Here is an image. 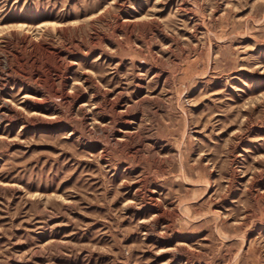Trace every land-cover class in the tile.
Masks as SVG:
<instances>
[{"label": "rangeland", "instance_id": "rangeland-1", "mask_svg": "<svg viewBox=\"0 0 264 264\" xmlns=\"http://www.w3.org/2000/svg\"><path fill=\"white\" fill-rule=\"evenodd\" d=\"M0 264H264V0H0Z\"/></svg>", "mask_w": 264, "mask_h": 264}]
</instances>
